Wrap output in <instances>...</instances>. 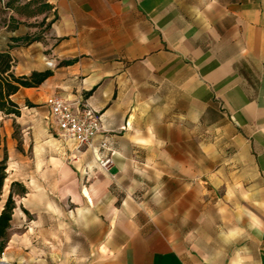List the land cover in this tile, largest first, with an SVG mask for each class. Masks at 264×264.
Wrapping results in <instances>:
<instances>
[{"label": "crops", "instance_id": "obj_1", "mask_svg": "<svg viewBox=\"0 0 264 264\" xmlns=\"http://www.w3.org/2000/svg\"><path fill=\"white\" fill-rule=\"evenodd\" d=\"M14 1L49 29L0 19V52L51 75L0 111L6 182L26 188L11 227L36 240L103 217L124 237L106 264H264V0ZM50 96L100 115L91 147L61 135Z\"/></svg>", "mask_w": 264, "mask_h": 264}, {"label": "rangeland", "instance_id": "obj_2", "mask_svg": "<svg viewBox=\"0 0 264 264\" xmlns=\"http://www.w3.org/2000/svg\"><path fill=\"white\" fill-rule=\"evenodd\" d=\"M33 11L34 8H31L30 5L18 6L14 0H0L1 21H6L9 17V20L14 22L16 19L11 15L23 16L26 18L24 23L27 26L36 27L34 33L40 36L43 32L48 31L49 22L42 21L41 18H29ZM23 119L28 120L26 117ZM12 137L16 140L17 149H28L30 152L34 146L32 137L29 134H23L19 126H14ZM53 137L57 138L54 132ZM52 142L55 144V139H52ZM40 144L43 146L44 140H41ZM9 185L10 183L7 181L2 198L7 195ZM127 191L126 188L118 189V196H124ZM15 200H20L18 195L15 196ZM69 207L71 210L73 205L69 203ZM109 225L110 222L103 217L96 222L91 218L80 220L70 214L67 230H59L54 235L44 233L36 240L24 235L23 227L12 226L9 229L6 245L7 247L11 246L8 249L11 252L8 255L1 254L0 260L6 259L10 264H16V262L22 264H106L109 259V241L114 243L124 239L118 232H115V229L109 236ZM97 230H100V237L96 235ZM94 248L95 252H92Z\"/></svg>", "mask_w": 264, "mask_h": 264}, {"label": "trees", "instance_id": "obj_3", "mask_svg": "<svg viewBox=\"0 0 264 264\" xmlns=\"http://www.w3.org/2000/svg\"><path fill=\"white\" fill-rule=\"evenodd\" d=\"M11 40L13 42L22 41L23 43H29L35 38L25 36L21 39L12 38ZM12 66L13 58L11 54L8 51L0 52V111L4 114L19 116L20 107L12 101L11 96L21 87H38L51 75V71H33L28 75H15L12 71ZM6 169V157H4L0 160V255L7 245L12 216L16 208L15 196H23L26 192L23 184L18 181H12L7 195L2 198L7 178Z\"/></svg>", "mask_w": 264, "mask_h": 264}, {"label": "built area", "instance_id": "obj_4", "mask_svg": "<svg viewBox=\"0 0 264 264\" xmlns=\"http://www.w3.org/2000/svg\"><path fill=\"white\" fill-rule=\"evenodd\" d=\"M50 116L66 139L75 140L78 147H91L96 135L101 130V118L97 112L90 107L79 103L67 102L58 96H50L46 100ZM101 148L106 143H101ZM111 163L110 157L100 160V165L106 167Z\"/></svg>", "mask_w": 264, "mask_h": 264}, {"label": "water", "instance_id": "obj_5", "mask_svg": "<svg viewBox=\"0 0 264 264\" xmlns=\"http://www.w3.org/2000/svg\"><path fill=\"white\" fill-rule=\"evenodd\" d=\"M1 263H2V264H7L5 261H0V264H1Z\"/></svg>", "mask_w": 264, "mask_h": 264}, {"label": "bare ground", "instance_id": "obj_6", "mask_svg": "<svg viewBox=\"0 0 264 264\" xmlns=\"http://www.w3.org/2000/svg\"><path fill=\"white\" fill-rule=\"evenodd\" d=\"M0 261H4V260H0ZM2 264V263H1Z\"/></svg>", "mask_w": 264, "mask_h": 264}]
</instances>
